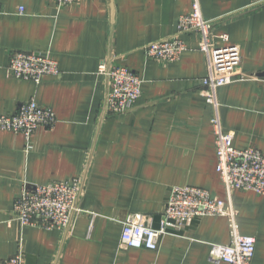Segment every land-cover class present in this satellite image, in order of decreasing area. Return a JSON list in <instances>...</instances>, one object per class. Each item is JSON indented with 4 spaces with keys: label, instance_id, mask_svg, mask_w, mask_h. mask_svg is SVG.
<instances>
[{
    "label": "crops",
    "instance_id": "crops-1",
    "mask_svg": "<svg viewBox=\"0 0 264 264\" xmlns=\"http://www.w3.org/2000/svg\"><path fill=\"white\" fill-rule=\"evenodd\" d=\"M192 0H1L0 113L30 99L50 107L52 128L22 134L0 130V261L21 254L34 264H217L210 244L229 241L226 220L194 218L159 239L156 250L119 245L122 223L143 214L158 227L171 187L191 185L226 199L215 170L211 105L202 94L206 74L198 35L185 36L180 58L162 63L142 47L168 37ZM206 19L218 20L216 45L227 33L239 47L241 71L252 77L218 89L223 127L238 149L264 153V0H199ZM19 7H24L22 13ZM13 51L49 52L56 75L39 83L7 73ZM102 60L123 64L141 79L142 94L120 114H104ZM79 177L81 212L70 230L11 220L24 185ZM240 232L255 239L251 264H264V194L234 191Z\"/></svg>",
    "mask_w": 264,
    "mask_h": 264
},
{
    "label": "built area",
    "instance_id": "built-area-1",
    "mask_svg": "<svg viewBox=\"0 0 264 264\" xmlns=\"http://www.w3.org/2000/svg\"><path fill=\"white\" fill-rule=\"evenodd\" d=\"M77 1L54 0L60 7ZM23 11L24 7H19L18 12ZM217 21L203 17L199 0H192L190 11L178 17L174 33L145 44L142 50L149 58L170 63L178 60L187 49L185 36L192 33L198 35L199 50L206 62V74L201 79L202 94L212 108L210 123L214 134L215 170L224 186L226 199L196 186H173L158 227L152 226L141 213L127 216L120 233L121 247L156 250L162 236L189 225L194 218L219 216L226 220L229 241L226 244L211 243L208 259L217 264L252 263L255 239L240 232L238 210L231 201V195L234 191H251L257 196L264 194V153L253 146L244 149L234 147L232 131L223 127L218 89L252 76L241 71L239 47L229 43L227 33L218 35L223 42L221 45L214 43ZM58 71V63L49 52L13 51L7 65V73L11 77L34 83H39L45 75H56ZM97 73L105 86L104 114L124 113L140 98L142 79L128 66L102 60ZM56 122L54 111L33 99L21 103L14 113H0V130L22 134L27 144L36 131L52 128ZM82 191L83 183L79 177L46 184H26L15 197L11 220L21 229L32 226L66 232L81 212L79 202ZM0 264H24V261L18 253L0 261Z\"/></svg>",
    "mask_w": 264,
    "mask_h": 264
},
{
    "label": "water",
    "instance_id": "water-1",
    "mask_svg": "<svg viewBox=\"0 0 264 264\" xmlns=\"http://www.w3.org/2000/svg\"><path fill=\"white\" fill-rule=\"evenodd\" d=\"M25 264H34V259L31 256H27Z\"/></svg>",
    "mask_w": 264,
    "mask_h": 264
}]
</instances>
